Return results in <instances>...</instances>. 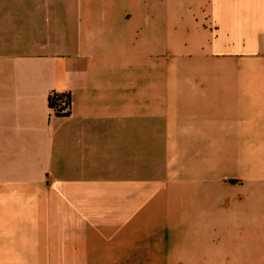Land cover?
Here are the masks:
<instances>
[{
  "label": "crops",
  "instance_id": "crops-1",
  "mask_svg": "<svg viewBox=\"0 0 264 264\" xmlns=\"http://www.w3.org/2000/svg\"><path fill=\"white\" fill-rule=\"evenodd\" d=\"M170 6L0 0V264H264V0H179L177 72Z\"/></svg>",
  "mask_w": 264,
  "mask_h": 264
},
{
  "label": "rangeland",
  "instance_id": "rangeland-1",
  "mask_svg": "<svg viewBox=\"0 0 264 264\" xmlns=\"http://www.w3.org/2000/svg\"><path fill=\"white\" fill-rule=\"evenodd\" d=\"M162 1V0H157ZM171 24H172V41H171V53H172V60L175 61L172 63V66H175L174 72H177L178 69V63H177V56L179 52V41H178V14H179V0H171ZM173 73V72H172ZM177 74V73H176ZM173 79V77H172ZM176 101H171V105L176 104ZM169 144H164L163 146H158L155 150L154 158H155V166L162 168V164L159 162L160 158H163L167 156V152H169L168 148ZM174 145V146H173ZM171 149V156H172V170H171V184L174 190L172 191L170 198L177 199L178 198V193H177V144H172L170 145ZM176 149L175 151H173ZM176 158V159H175ZM176 165H175V164ZM166 176L161 177L160 179H166Z\"/></svg>",
  "mask_w": 264,
  "mask_h": 264
},
{
  "label": "built area",
  "instance_id": "built-area-1",
  "mask_svg": "<svg viewBox=\"0 0 264 264\" xmlns=\"http://www.w3.org/2000/svg\"><path fill=\"white\" fill-rule=\"evenodd\" d=\"M67 96H60L57 99V104L52 107L55 114L64 117L72 113V100Z\"/></svg>",
  "mask_w": 264,
  "mask_h": 264
},
{
  "label": "trees",
  "instance_id": "trees-1",
  "mask_svg": "<svg viewBox=\"0 0 264 264\" xmlns=\"http://www.w3.org/2000/svg\"><path fill=\"white\" fill-rule=\"evenodd\" d=\"M60 96H67V95H64V94H59V93H53L51 95V98H50V101H51V107H53L54 105L57 104V99L60 97ZM69 97V96H67ZM70 98V97H69Z\"/></svg>",
  "mask_w": 264,
  "mask_h": 264
}]
</instances>
